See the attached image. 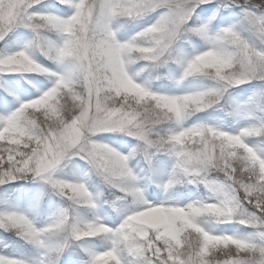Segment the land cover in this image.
I'll return each instance as SVG.
<instances>
[{"label":"snow or ice","instance_id":"1","mask_svg":"<svg viewBox=\"0 0 264 264\" xmlns=\"http://www.w3.org/2000/svg\"><path fill=\"white\" fill-rule=\"evenodd\" d=\"M145 17L131 35H118ZM229 19L210 30L213 21ZM10 33L26 42L0 52V74L39 73L50 86L33 77L34 94L17 77L0 82V184L38 178L69 205L44 226L19 210L0 211V230L36 249L24 258L0 243V264H264V0H0V41ZM185 34L205 47L183 53L177 41ZM135 62L141 71L175 65L169 76L178 85L189 78L209 84L155 90L129 71ZM252 81L257 90L233 109L248 118L245 126L185 123L228 89ZM101 133L127 134L138 143L125 155L98 140ZM137 151L173 158L165 188L186 181L208 195L184 204L144 200L128 163ZM71 156L139 206L116 225L80 218L79 207H95L93 194L84 183L53 175ZM232 223L249 231L211 226ZM97 238L106 242L101 249L84 243Z\"/></svg>","mask_w":264,"mask_h":264},{"label":"rangeland","instance_id":"2","mask_svg":"<svg viewBox=\"0 0 264 264\" xmlns=\"http://www.w3.org/2000/svg\"><path fill=\"white\" fill-rule=\"evenodd\" d=\"M20 31L26 32L27 30L21 29ZM131 34L127 35V33L122 29L118 33V35L122 39L126 38ZM11 35L12 34L10 33L9 36L5 37V40L0 41V52L4 51L6 47L8 50H16V48H18L19 45L26 42V39H18L16 43L13 41L9 42V40L11 39ZM33 55L38 62L51 66V63H48V61L38 52H35ZM187 55H191V54L187 53ZM138 67L139 66H137L136 63H133L130 66L129 71L133 73L139 72L138 79L144 80L145 79L144 77L146 76L147 72H145L144 74L145 68L143 69V71H141L143 65H141L140 68ZM16 75L25 77V79L27 80L26 83H29V80L35 77L37 78V80L42 81L45 87L50 86V81H48V79L45 76L39 73H4V74H0V82H6L10 84L8 77L16 76ZM172 75H175V71L173 72ZM158 76L160 77V75ZM158 76L156 79L159 78ZM147 79L150 80L152 88L157 90V88L154 86L153 79L152 78L150 79V77ZM170 80L171 82H173V84H176L174 79L171 78ZM34 83L36 82L33 81V83H29V86L33 87ZM245 84H247L245 87V89H247V91H245L246 92L245 94H249V93L253 94L257 90L258 82L252 81ZM36 87H39L38 83H36ZM36 87H33L34 94L36 92ZM234 88L235 87L228 89L217 103L222 104V102L225 101L226 103L223 106L226 109H228L229 107L227 106L228 103L227 100L230 97L231 98L233 97L235 92ZM176 92L179 93L182 91L177 90ZM185 123L187 125H191L193 124V120L188 116L186 118ZM247 123L248 121H246L245 119H241L237 129L245 126ZM98 138H100V135L97 136V139ZM100 141L109 144L111 147L115 148L117 151L125 155H127L138 143L136 138L135 141L134 140L124 141L123 143L124 145L117 144L116 142L113 141L112 138L111 140H109L105 137H102L100 138ZM171 159L172 157L169 156L167 153H162V155H160V153H156L154 155H151V157L149 158L146 157L145 154L140 151H137L133 156L130 157L128 161L129 167L131 168L136 178L135 186L140 189L143 199L153 203L159 201H168V202H178L180 204H184L196 199H202L205 196H207L208 192L203 187V185L190 184L187 183L186 181L175 183L168 188L164 187L172 171V168L169 166V162ZM65 160L68 161L72 160L78 163L80 160L83 159H80L79 157L76 156H71L69 157V159L66 158ZM165 162H167L168 164V166L166 167L164 166ZM82 163L83 164L85 163V165H82L80 163V166L77 167L75 169V172L73 173L74 175H76L75 179H71L69 177H64L63 179L62 177H58L57 174L61 169V163L57 166L56 170L53 173L54 177L57 179L78 181L84 183L88 188V190L93 194L95 198V207L94 208L79 207L77 213L80 218L83 219L97 218L105 224L116 225L121 221V219L125 214H127L131 210L136 209L139 206V201L134 199L131 195L119 191L118 188L107 184L102 179V177H100L96 173L94 169H93L94 171L93 176L101 180L102 183L100 185L103 187V191L96 192L95 190L93 192L92 188H95V183H92L94 182L93 179L90 177L92 175H89L88 173L89 169L88 167H86L88 162L86 160H83ZM148 174H152L154 183L148 182L149 179ZM5 184L8 190L7 192H9L10 195L15 194V201L11 207L9 208L1 207L0 211L12 210V209L19 210L24 214H26L36 226H44L53 218L55 213H57L63 208H67L69 205V202L59 193H57L51 187V185H49L48 183L42 180H39L38 178L33 179L29 177L26 179H17L15 181L6 182ZM96 188H99V186H96ZM30 198H36L37 201L38 199H40L41 202L44 201L45 204L44 203L40 204L39 207L40 209L32 211L30 205V200H31ZM212 227L216 232L224 231V232H236L238 234H244L247 231H249V229L245 228L244 226L237 225L235 223L219 224V225L213 224ZM0 243H7L9 245V249L14 250L16 253H18L24 258H32L36 254V249L31 243L16 236L14 231L11 230L3 233L0 232ZM84 243L95 249H101L105 246L106 242L97 238L91 241H84ZM29 245H31L32 247H29ZM69 247H76V245H69ZM67 251L68 248L65 249V253ZM65 253L61 254L60 259H63V255Z\"/></svg>","mask_w":264,"mask_h":264},{"label":"trees","instance_id":"3","mask_svg":"<svg viewBox=\"0 0 264 264\" xmlns=\"http://www.w3.org/2000/svg\"><path fill=\"white\" fill-rule=\"evenodd\" d=\"M44 2H46V0ZM148 20H149V17H145L141 20L129 23V24L125 25L124 28H122V30L125 31L127 33V35L131 34L139 26L148 22ZM229 22H232V20L229 19V20L224 21L222 23H218L217 21H213L211 24H209V28H210V30L214 31L217 27L223 26V23H229ZM17 40L18 39H16L13 35H11V39L9 40V42L13 41L16 43ZM177 46L179 47V49L183 53L192 54L195 51L205 47V42L203 40H201L199 37L193 36L191 34H185L184 37H182L180 40L177 41ZM48 63H51V62L48 61ZM135 63L137 66H139L138 68H140V66L142 65L141 62H135ZM175 69H176L175 65H169V66H166L164 68H160V69H156V70H150V69L145 68L144 74H145V72H147V73H146V76L144 78L145 79H147L149 77H150V79L152 78L153 82H154V86L157 88V90L165 91V92H176L177 90L182 91V92L187 91V90H197V89H202L209 84L208 80L202 79V78H200V79L189 78V79H186L183 82H181L179 85L173 84V82H171V80H170L171 78L169 76V73L173 74ZM165 70H167V71H165ZM158 75H160V77ZM157 76L159 77L158 79H156ZM12 77H17L24 83H26V81H27L25 79V77H22L19 75L12 76ZM9 82L11 83V81H9ZM246 85L247 84H241L238 87L234 88L235 92L233 91L234 92L233 97L232 98L230 97L227 100V102H228L227 106L230 109L229 108L226 109L223 106L226 103L225 101H223L222 104L217 103L208 109L193 113V114L189 115V118H191L193 120V123H205V124H208L211 126L221 127L225 130H232V131L237 130V128L239 126V122L241 119H245L246 121L249 122L248 118H245L243 116H236L233 114V109L237 105L246 104L249 97L252 96V93L245 94L246 93L245 91H247V89H245ZM0 90H3L2 85H0ZM257 114H259V113H257ZM99 135H100V138L105 137L109 140H111V138H112L113 141L116 142L117 144H123L124 141H126V140H134L135 141V138L128 136L127 134H123V133H101ZM100 138H98V140H100ZM251 140H252V142L256 143L258 138H252ZM160 155H162V153H160ZM82 162H83V160H80V163L82 165H85V163L83 164ZM173 163H174V160L172 158L169 162V166L171 168L173 166ZM77 164L78 163H76L75 161H72V160L62 161L61 162V169L57 174L58 177H62L63 179H64V177H69L71 179H75L76 175H74L73 173L75 172V169L78 166ZM164 166L165 167L168 166L167 162L164 163ZM86 167H88V169H89V171H88L89 175H92V176H90L94 181L92 183H95V188H92L93 192L95 190H96V192L103 191V187L100 185L102 182L100 179L95 178L93 176L94 171H93V168L91 167V165L87 163ZM148 175H149L148 182L154 183L152 174H148ZM158 185H159V183H158ZM96 186H99V188H96ZM118 190H119V188H118ZM7 191L8 190L6 188V184L5 183L0 184V208L1 207H10L14 203L13 195H10V193ZM43 203H44V201L41 202L40 199H38V201H37L36 198H31L30 205H31L32 211L40 209L39 208L40 204H43ZM216 225H219V224H216ZM211 226H213V225H211ZM0 232L3 233L4 231L0 230ZM29 247H32V246L29 245Z\"/></svg>","mask_w":264,"mask_h":264}]
</instances>
